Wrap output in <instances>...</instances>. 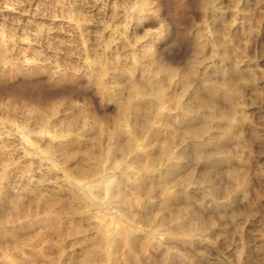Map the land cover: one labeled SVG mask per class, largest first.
Listing matches in <instances>:
<instances>
[{"label":"rangeland","instance_id":"1","mask_svg":"<svg viewBox=\"0 0 264 264\" xmlns=\"http://www.w3.org/2000/svg\"><path fill=\"white\" fill-rule=\"evenodd\" d=\"M0 264H264V0H0Z\"/></svg>","mask_w":264,"mask_h":264}]
</instances>
